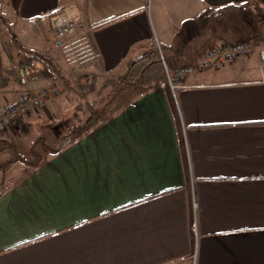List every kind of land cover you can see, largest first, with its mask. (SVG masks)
<instances>
[{
    "label": "crops",
    "instance_id": "obj_1",
    "mask_svg": "<svg viewBox=\"0 0 264 264\" xmlns=\"http://www.w3.org/2000/svg\"><path fill=\"white\" fill-rule=\"evenodd\" d=\"M66 1L0 0V112L63 74L46 16ZM76 3L101 53L84 67L96 88L153 43L171 64L248 38L257 51L175 90L131 85L75 139L78 84L61 75L74 90L0 131V264H264V0Z\"/></svg>",
    "mask_w": 264,
    "mask_h": 264
},
{
    "label": "built area",
    "instance_id": "obj_2",
    "mask_svg": "<svg viewBox=\"0 0 264 264\" xmlns=\"http://www.w3.org/2000/svg\"><path fill=\"white\" fill-rule=\"evenodd\" d=\"M84 12L76 0H68L58 9L46 16V36L48 49L53 48L64 67L63 74L74 80L83 89L94 82L92 74L84 67L99 59L100 51L94 45L91 32L93 27L84 21ZM257 42L248 38L233 42H222L203 48L194 61L171 64L158 45V54L166 75V82L172 90L185 87L186 79L204 71L209 67H219L240 57H247L257 51ZM260 67L264 71V50L258 52ZM30 71L28 68L20 70V82L25 83ZM60 75V76H61ZM48 86L35 92L19 94L13 101L8 102L0 112V131L13 128L23 120L33 109L41 107L49 99L63 92V85L58 76Z\"/></svg>",
    "mask_w": 264,
    "mask_h": 264
},
{
    "label": "trees",
    "instance_id": "obj_3",
    "mask_svg": "<svg viewBox=\"0 0 264 264\" xmlns=\"http://www.w3.org/2000/svg\"><path fill=\"white\" fill-rule=\"evenodd\" d=\"M109 20H103L96 25L105 24ZM164 53H171L167 55V59L171 56L177 55L171 52L172 48L169 46H160ZM62 84L66 89L74 90L69 82L60 76L59 72L56 73ZM166 76L164 68L159 58L158 50L155 47H147L145 50L133 57H131L125 67V70L120 79L114 76H107L98 86L95 98L92 100L85 99L83 103H77L76 109L80 112L82 118L78 123L73 125L68 133L71 139H75L87 133L95 124H97L103 116L107 114V106L116 98L119 92L130 87L131 85L150 86L154 83L165 81ZM75 91V90H74ZM73 91V92H74ZM76 94L78 92L75 91ZM108 93L106 104L97 108V98L102 94Z\"/></svg>",
    "mask_w": 264,
    "mask_h": 264
},
{
    "label": "rangeland",
    "instance_id": "obj_4",
    "mask_svg": "<svg viewBox=\"0 0 264 264\" xmlns=\"http://www.w3.org/2000/svg\"><path fill=\"white\" fill-rule=\"evenodd\" d=\"M246 24H248V22L246 23ZM4 30L8 33V39H11L12 38V41H13V39H15V36L16 35H18V33H17V29L16 28H14V27H12L11 25H9V24H5V26H4ZM17 37V36H16ZM17 39L19 40L18 42H20L21 44L22 43H26V41H25V38H24V36H18L17 37ZM255 40V39H254ZM256 41V40H255ZM18 42H16V44H18L19 45V43ZM258 43H259V41H258ZM151 47H155V48H157L158 47V45H156L155 43H153L152 45H151ZM199 47V46H198ZM158 49V48H157ZM200 50V49H199ZM196 53V52H195ZM199 53V52H198ZM165 54V56L167 57V55H168V53H164ZM191 55L192 56H194V54H192L191 53ZM184 57H180L175 63H182V62H184ZM228 66L226 65L225 66V68H227ZM29 71H31L30 69H29ZM252 72H253V70H252ZM165 73V72H164ZM223 73H225V72H219L218 74H220V75H223ZM122 76V75H121ZM121 76H119V77H116L117 79H120L121 78ZM166 76V75H165ZM224 77H227V76H225L224 75ZM228 78V77H227ZM240 78V77H239ZM166 80V79H165ZM95 82V81H94ZM92 83L90 86H88L86 89H83V87H82V85L80 86L79 84H78V89H77V92H78V94H76V93H74L73 92V95H74V97H75V99L77 100V103H83L84 102V100L85 99H88V100H92V99H94V94H92V92L91 91H95V94H96V91H97V89H98V87L96 88V84L95 83ZM100 85V84H99ZM98 85V86H99ZM62 94V93H61ZM109 95H108V93H105V94H102L100 97H98L97 98V100H96V102H97V105H96V107L97 108H99V107H101V106H103V105H105L106 104V99H107V97H108ZM96 97V96H95ZM20 123V122H19ZM19 123H17V125L19 124Z\"/></svg>",
    "mask_w": 264,
    "mask_h": 264
},
{
    "label": "water",
    "instance_id": "obj_5",
    "mask_svg": "<svg viewBox=\"0 0 264 264\" xmlns=\"http://www.w3.org/2000/svg\"><path fill=\"white\" fill-rule=\"evenodd\" d=\"M70 140L69 137H66L65 139H63L60 143L59 146L55 149V150H60L62 149V147Z\"/></svg>",
    "mask_w": 264,
    "mask_h": 264
}]
</instances>
